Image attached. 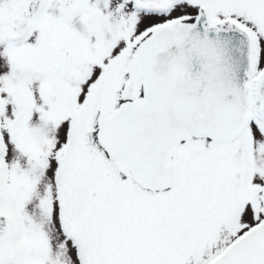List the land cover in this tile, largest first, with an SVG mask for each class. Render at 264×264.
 <instances>
[{"label": "flooded vegetation", "instance_id": "flooded-vegetation-1", "mask_svg": "<svg viewBox=\"0 0 264 264\" xmlns=\"http://www.w3.org/2000/svg\"><path fill=\"white\" fill-rule=\"evenodd\" d=\"M106 1L104 15L98 0H0V39L12 57L25 42L42 71L54 74L76 61L98 65L74 95L46 86V135L32 136L30 147L23 148L31 170L40 172L34 191L43 190L40 219L27 211L31 202L36 204L33 188L24 207L11 195L19 165L7 136L13 123L26 117L25 106L17 108L13 122L0 111V264L30 263L26 253L34 257L38 229L47 248L35 264H212L264 221V133H255L264 129V117L254 90L239 131L171 141L168 171L173 168V175L162 183L144 182L126 165L116 136L106 135L121 105L144 95L142 80L129 92L125 88L139 45L157 25L194 22L203 8L206 25L250 29L255 85L264 60L254 23L244 10L225 8L227 0H168L165 7L141 0ZM181 1L187 2L183 11L173 12ZM152 14L159 17L154 22ZM64 24L86 28L113 49L120 40L131 48L110 52L111 60L103 52H75L60 32Z\"/></svg>", "mask_w": 264, "mask_h": 264}, {"label": "water", "instance_id": "water-1", "mask_svg": "<svg viewBox=\"0 0 264 264\" xmlns=\"http://www.w3.org/2000/svg\"><path fill=\"white\" fill-rule=\"evenodd\" d=\"M141 1L153 7L169 3ZM204 14L202 8L194 22L157 25L145 37L125 88L129 92L142 80L144 95L122 104L106 125V135L116 136L126 165L147 184L171 179L173 139L223 137L239 131L252 105L253 90L264 117V70L255 85L250 77L255 57L251 30L206 25ZM212 264H264V221Z\"/></svg>", "mask_w": 264, "mask_h": 264}, {"label": "rangeland", "instance_id": "rangeland-1", "mask_svg": "<svg viewBox=\"0 0 264 264\" xmlns=\"http://www.w3.org/2000/svg\"><path fill=\"white\" fill-rule=\"evenodd\" d=\"M22 1L25 2L26 0ZM226 2L225 8L232 11L244 10L245 17L254 23V32L258 37L259 54L264 60V0H227ZM98 3L99 6L101 4V11L106 15L107 12L103 8L107 10V1L98 0ZM186 4V1H181V4H179L173 12H182ZM181 6L183 9H181ZM99 14L100 13H98V16H100ZM149 17L150 22H154V20L159 18L154 14L149 15ZM98 19L96 25L100 24L98 23ZM132 26H135V24ZM60 27V32L66 44L75 52L89 51L93 54H100V52H103L107 54L102 57L111 60L115 58L112 54H109L110 52L123 54L127 51L128 47L131 48L130 44H125V42L120 40L116 44L117 50L113 49L109 47V45L100 42L97 36L94 38L95 35L92 36V34H89L86 28H81L75 24H64ZM8 48L9 46L4 39H0V111L5 119L12 118L11 122H13L14 113L18 111L17 108L19 107L20 111H23L24 105L26 109V117L24 120L22 121L21 118V120L15 121L8 131L7 136L9 152L15 155L19 165L18 186L12 189L11 195L15 196L13 201L24 207V202L26 201L24 199L30 198V193L32 194L31 188H33L32 195L36 196V199H33V201L36 202V204L31 202L32 206H30L27 211L40 219L41 215L39 214L45 212V207L38 203L43 190L38 188L37 194H34L40 172L37 168L31 170L28 155L24 153L23 148L25 145H27L28 148L30 147L32 136L46 135L47 121L42 119V114L45 113L48 106L46 86L49 85L50 89L54 86L59 93L65 96L74 95L78 93V90H81L87 85V80L98 65L95 63L90 65V62L76 61V63L68 67H60L58 71L53 74L48 70H40L37 64L32 62V53L29 51L28 43L24 42L18 44L13 52H11L14 57L8 53ZM11 104L13 106L12 110ZM262 121V119H259L257 123H262ZM56 132L57 131L53 129V133ZM259 132L264 133V129L255 130V133L259 134ZM15 194H17V196ZM19 194L23 195L21 203ZM41 236H43L42 230L38 229L34 257L32 258L29 252L26 253L27 260L30 263L35 264V260H40L41 250L47 248V242L44 236Z\"/></svg>", "mask_w": 264, "mask_h": 264}]
</instances>
